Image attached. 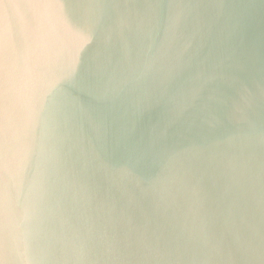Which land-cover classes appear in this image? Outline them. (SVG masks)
<instances>
[{
    "label": "clouds",
    "instance_id": "9594fccd",
    "mask_svg": "<svg viewBox=\"0 0 264 264\" xmlns=\"http://www.w3.org/2000/svg\"><path fill=\"white\" fill-rule=\"evenodd\" d=\"M28 7L0 34V264H264V61L232 0Z\"/></svg>",
    "mask_w": 264,
    "mask_h": 264
},
{
    "label": "water",
    "instance_id": "95a60500",
    "mask_svg": "<svg viewBox=\"0 0 264 264\" xmlns=\"http://www.w3.org/2000/svg\"><path fill=\"white\" fill-rule=\"evenodd\" d=\"M33 0H0V34L7 28L17 35L31 19L28 7ZM235 15L229 28L250 48L258 61H264V0H232ZM5 5H9L5 9Z\"/></svg>",
    "mask_w": 264,
    "mask_h": 264
}]
</instances>
